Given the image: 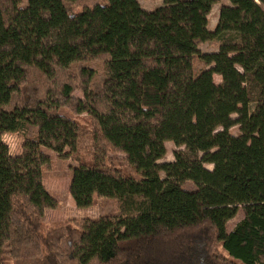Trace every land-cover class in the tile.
Returning <instances> with one entry per match:
<instances>
[{"label": "trees", "instance_id": "1", "mask_svg": "<svg viewBox=\"0 0 264 264\" xmlns=\"http://www.w3.org/2000/svg\"><path fill=\"white\" fill-rule=\"evenodd\" d=\"M163 1L0 0V264H264V0ZM46 151L122 218L48 227Z\"/></svg>", "mask_w": 264, "mask_h": 264}, {"label": "rangeland", "instance_id": "2", "mask_svg": "<svg viewBox=\"0 0 264 264\" xmlns=\"http://www.w3.org/2000/svg\"><path fill=\"white\" fill-rule=\"evenodd\" d=\"M25 1V0H24ZM142 5L147 10H154L157 7L163 6V0H140ZM222 5H230L228 0H221V3L216 4L213 7V10L209 16V30L213 31L217 25L219 18V11ZM77 11V10H75ZM74 11V12H75ZM200 50L204 54L216 53L219 50V44L217 41L207 42L200 47ZM216 83H221V78L218 75L214 76ZM76 95H81L77 93ZM250 119L254 127L260 126L264 123V108L259 106L256 103H252L249 106ZM234 118H237L238 115H234ZM234 136H240V127L236 126L231 130ZM4 140L11 149L12 155H19L22 152V140L16 136L7 134L4 137ZM167 154L160 163H168L174 161V152L177 150V147L174 143H167ZM52 157L51 170L45 173L44 184L48 191H50L58 200V206L54 210H49L47 212V226L54 227L58 224H71L73 226H78V221L84 218L98 219L102 216H112L118 221L122 218L121 210L119 208L118 201L108 200V199H96L92 207L87 209H80L76 207V204L69 192L71 177H72V168L78 165L77 161L66 158L65 156H59L54 152L46 151ZM207 169L213 170V165H205ZM164 176V174H162ZM187 189H195V185L192 182L187 184ZM243 214H239L232 219L227 224V231H232L236 225L242 221ZM219 250L225 256L228 254L222 248L219 247Z\"/></svg>", "mask_w": 264, "mask_h": 264}, {"label": "crops", "instance_id": "3", "mask_svg": "<svg viewBox=\"0 0 264 264\" xmlns=\"http://www.w3.org/2000/svg\"><path fill=\"white\" fill-rule=\"evenodd\" d=\"M138 1H139V3L141 4V6H142L145 10H147V9L142 5L141 1H140V0H138ZM147 11H150V10H147ZM242 220H243V219H242ZM240 222H241V221H240ZM236 226H237V225H236ZM234 229H235V228H234ZM234 229H233V230H234ZM233 230H232V231H233ZM232 231H230V232H232Z\"/></svg>", "mask_w": 264, "mask_h": 264}]
</instances>
